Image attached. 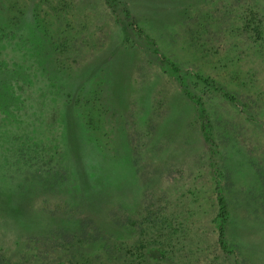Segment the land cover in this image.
Here are the masks:
<instances>
[{"label":"rangeland","instance_id":"rangeland-1","mask_svg":"<svg viewBox=\"0 0 264 264\" xmlns=\"http://www.w3.org/2000/svg\"><path fill=\"white\" fill-rule=\"evenodd\" d=\"M2 1L5 10L9 4L20 8L38 0ZM62 1L74 28L65 31L70 59L81 67L105 49L104 55L115 53L108 59L113 75L101 99L102 107L109 106L101 111L106 134L98 148L82 146L84 137L75 132L63 136L67 183L15 197L21 198L24 215L0 210V264H55L67 258L72 264H110L107 252L117 251L124 241L144 243L148 235L154 244L169 238L177 246L172 257L157 264H226L211 221L213 179L219 170L210 164L217 160L220 170L222 165L207 158L192 104L142 49L123 43L102 0ZM126 1L156 46L182 67L220 82L231 69L253 71L254 88L240 90L244 105L239 108L264 124V103L256 98L264 90V49L260 53L243 28L264 20V0ZM42 6L40 17L51 20V10ZM54 29L56 38H62L63 26ZM4 52L7 47L3 55H12ZM223 59L228 63L224 71L209 69ZM212 101L222 120L218 144L234 170L226 194L243 222L242 252L246 264H264V133L224 101ZM2 177L0 189L5 186ZM4 195L0 191L3 205ZM112 264H121V259Z\"/></svg>","mask_w":264,"mask_h":264},{"label":"trees","instance_id":"trees-1","mask_svg":"<svg viewBox=\"0 0 264 264\" xmlns=\"http://www.w3.org/2000/svg\"><path fill=\"white\" fill-rule=\"evenodd\" d=\"M102 2L112 16L116 31L122 35L123 43L128 48L142 49L192 104L207 158L218 159L222 165L220 170L217 160L210 164L219 170L213 179L215 213L211 220L218 254L226 264H246L248 258L242 252L243 243L239 237L243 222L236 218L226 194L229 175L234 170L225 163L227 152L218 144L216 132L222 120L211 100L224 101L264 133V124L239 108L240 103L244 105L240 101V90L254 88L253 71L231 69L222 75L223 82H220L200 70L186 69L156 46L154 38L137 23L126 0ZM43 4L51 10V20L40 17ZM3 6L0 0V168L4 170L0 175H3L1 185H5L0 191L7 196V202L5 205L0 202V210L7 208L11 213L24 215L27 210L21 198L29 197L35 190L52 191L67 183L69 175L62 165L60 146L63 136L75 132L84 137L82 146H103L100 138L106 133L101 127V116L104 115L101 111L107 112L109 106L102 107L101 99L113 75L108 59L115 53L107 51L104 55L105 49L81 67L70 59L65 31L74 28L67 17V5L62 0L58 4H52L50 0L30 1L20 8L13 3L5 10ZM43 15L49 13L46 11ZM59 24L63 26L62 38L55 36L57 29L54 27ZM243 28L261 53L264 49V20L258 19L255 25L245 23ZM5 47L8 52L4 53L12 54L10 57L3 55ZM227 64L224 59L218 60L217 64L211 63L209 69L218 73L224 71ZM256 98L264 103V90L256 93ZM107 100L105 104L110 103ZM18 195L21 198L15 200ZM151 238L148 235L144 243L140 239L120 243L117 251L107 252V262L112 264L113 260L121 259V264H157L176 253L177 246L173 248L171 239L154 244ZM145 244H148L147 248ZM80 257L78 255L75 261ZM55 264H72V260L67 258ZM206 264L213 262L208 260Z\"/></svg>","mask_w":264,"mask_h":264},{"label":"crops","instance_id":"crops-1","mask_svg":"<svg viewBox=\"0 0 264 264\" xmlns=\"http://www.w3.org/2000/svg\"><path fill=\"white\" fill-rule=\"evenodd\" d=\"M126 3L128 4V2L126 1ZM129 5V4H128ZM130 7H131V10H132V12H133V9H132V6L131 5H129ZM133 14H134V12H133Z\"/></svg>","mask_w":264,"mask_h":264}]
</instances>
